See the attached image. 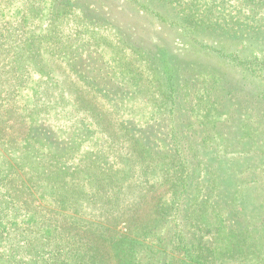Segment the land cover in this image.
<instances>
[{
	"label": "rangeland",
	"instance_id": "rangeland-1",
	"mask_svg": "<svg viewBox=\"0 0 264 264\" xmlns=\"http://www.w3.org/2000/svg\"><path fill=\"white\" fill-rule=\"evenodd\" d=\"M166 1L189 5L191 24H180L178 12L171 15L164 3L153 6L149 0H0V216L16 210L26 221L5 233L25 242L28 254L59 251L64 260L70 251L88 252L92 248L84 247L74 227L98 217L97 206L110 221L111 203L171 202L186 173L182 159H175L181 156L141 162L122 123L134 116L145 124L164 110L172 116L169 101L177 80L172 68L161 64L153 71L145 60L148 51L162 50L166 57L201 65L190 70L204 94L183 104L197 111L189 125L199 131L206 164L221 182L217 188L210 175L203 195L210 197L207 203L224 196L246 225L231 244L216 245L214 264L264 262V155L258 145L246 151L239 145L264 144V0ZM251 8L254 18L240 32L237 27ZM237 13L242 19H232ZM107 74L124 81L128 97L136 93L116 113L104 91L90 84ZM171 121L174 131L182 123ZM47 124L59 141L70 143L64 154L34 138V125ZM234 124L240 133L232 132ZM213 216L206 214L211 227L219 225ZM139 222L136 231L144 224ZM129 231L121 225L113 236L134 237ZM87 236L95 243L108 240H99L93 230ZM5 240L0 254L9 250L11 242ZM170 254L172 263L183 260L179 246Z\"/></svg>",
	"mask_w": 264,
	"mask_h": 264
},
{
	"label": "trees",
	"instance_id": "trees-1",
	"mask_svg": "<svg viewBox=\"0 0 264 264\" xmlns=\"http://www.w3.org/2000/svg\"><path fill=\"white\" fill-rule=\"evenodd\" d=\"M165 1L149 0L153 6L154 3L158 5L157 2L164 3L162 7L166 11H169L171 15L173 11L178 12V17L176 18H178L180 24H191L193 15L190 13L189 5H173L172 2ZM172 1L193 2L195 5L197 0ZM243 4H245V1H243ZM250 11L247 9L246 12H249V15L243 17V19L239 18V13L236 16L234 15L235 17H232V19L243 20L240 23L243 25L237 27V30L240 32L248 28L246 25L248 19L254 18L253 9L251 8ZM248 23L256 27V23ZM193 26L198 29H206V27L202 28L204 26L201 25ZM200 34H204V31H200ZM248 36H250L249 33ZM95 48L97 50V47ZM166 55L162 50H150L145 60L147 61V65L148 63L151 65L153 71L155 70V66L161 64L167 69L172 68L177 79L173 84L172 95L170 96L172 99L169 101L172 109L168 111L172 113V116L167 115L166 110H164L154 114L157 115V118H153L155 119L153 121L148 120L145 124L141 120L136 121L135 119L138 117L134 116L122 123H124V134H126L140 156H142L140 158L141 162L147 160V157L160 159L173 154L181 156L175 157V159L179 161L182 159V166L185 167L186 173L179 178L171 202L138 203L136 201L132 203L129 201L127 203H111V208H109L111 210V214L109 215L111 217L110 221H107L109 219L104 214L105 209L103 210V208L97 206L96 208L99 210H93L98 212V217L96 216L94 219L89 218L83 221V224H80V226L74 227V230L81 238L79 240H84V247L92 249H89L86 253L82 251L84 254L70 251V253L66 254L64 260L59 251L49 252L43 250L37 255H30L26 252L25 242L15 240V238L12 240L6 236L5 230L9 231L14 226L18 228L19 225L26 224V221H22L16 210L9 214H5L4 210L0 216V240L6 239L11 243L8 245V252L0 254V264H176V260L172 263L170 254L176 246H179L184 254L183 260L181 259L178 264H214L219 250L216 245H229L235 237H240L244 233L246 225L230 209L231 203H226L228 199H224V196H222L218 199V202L212 201L215 203H207L210 197L207 198L208 194L206 196L203 195V191H206L205 186L207 185L208 187L211 184L210 180L212 177L210 175L214 176V185H220L221 182L218 180L219 175L210 165L206 164V158L204 157L203 149L200 148L196 134L199 131L194 130L189 125L190 118L197 115V111L195 112L183 104V102L194 104V99L204 94V90L200 88L198 77L190 70L191 67L202 69L201 65L191 60L181 59L178 56L171 55L170 57H166ZM178 64L181 67H178ZM73 66L76 71L75 63H73ZM100 66L103 68L102 62ZM110 75L107 74L104 77L96 76L97 81L90 82V84L97 88L100 93L104 91V94L101 93L103 98L105 96L109 102H112L111 109L116 113L121 109V105L129 99H133L136 93L130 90L129 92L132 93L128 97L123 90L124 86H126L124 81H120L119 79L114 80ZM180 91L183 93H180ZM225 101V98H223V104L220 101V109H222ZM171 119L182 122L177 125V128L175 127V131L172 128L174 126H172ZM49 125H44L45 127L34 125V138L50 148L53 147L54 153L64 154L63 151L70 146V143L59 141L56 138V132L53 130L52 125ZM234 126L235 129H232V132L240 133V130H238L239 126L237 124H234ZM205 130L207 133L209 132V129L206 128ZM71 131L70 134H72ZM214 133L217 132L215 131ZM260 142H250L249 140L248 143L241 141L239 143L240 151L242 149L246 151L249 150L248 147L251 148V146L258 145L257 150L259 154L264 155V144L262 141ZM224 143L228 146L231 145V141ZM148 162H152V160H148ZM138 166L142 167V164ZM262 166L264 165L262 164ZM139 170L143 174L142 170ZM253 175L250 174L252 180L255 179ZM145 185L146 183L143 181V186ZM158 186H160L158 182L155 183V187L159 188ZM217 188L220 187L217 185ZM225 191L227 192L228 190L225 189ZM148 192L151 193V189ZM2 204L7 209L4 203ZM145 204L146 207L149 206V211L145 207L146 213L145 210H142ZM222 207L225 208V215L220 213ZM207 213L214 214L213 217L215 215L218 216V226L211 227L208 224ZM154 214L157 217V221L152 225L150 223L152 220L149 218H153ZM7 215L10 218L5 219L6 221L4 222L3 219ZM139 219H142L144 224L142 227H139L140 231H136L138 229L136 227L140 226ZM121 225L127 231L131 229L133 231L131 234L135 232L131 235L134 237L123 235L125 239L114 237L113 229ZM89 230L97 231L100 236L98 237L99 240L106 238V236H108V240L93 242L87 236ZM261 264H264V262H261Z\"/></svg>",
	"mask_w": 264,
	"mask_h": 264
}]
</instances>
